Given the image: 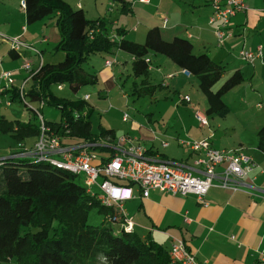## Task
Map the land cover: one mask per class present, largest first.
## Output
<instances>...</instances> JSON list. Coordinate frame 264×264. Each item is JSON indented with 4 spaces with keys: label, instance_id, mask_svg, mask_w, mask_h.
Segmentation results:
<instances>
[{
    "label": "trees",
    "instance_id": "16d2710c",
    "mask_svg": "<svg viewBox=\"0 0 264 264\" xmlns=\"http://www.w3.org/2000/svg\"><path fill=\"white\" fill-rule=\"evenodd\" d=\"M116 1L122 10L130 8L128 0ZM20 6L28 24L50 17L49 22L59 34L53 50L63 51L64 57L55 62L42 61L23 92L24 98L15 92L11 99L25 101L26 108L28 101L40 100L43 103L39 108H31L36 114L45 105L57 108L59 120L41 116L62 144L108 139L112 145L120 137L113 128L101 124L97 131L93 130L94 108L88 102L89 93L68 98L53 90H63L68 85L77 93L81 86L97 83L98 76L83 66L91 55L106 56L117 49L130 55L131 75L135 78L130 94L136 98L152 96L166 87L163 81L152 82L150 59L151 54L164 55L197 79L207 102V118L226 116L230 108L223 96L244 81L241 69L215 62L206 50L196 51L189 37H164L156 25L149 26L143 41L137 42L123 36L125 28L110 30L103 17L88 18L81 6L74 7L67 0H20ZM9 51L14 57L20 56L18 51ZM107 60L111 64L117 61L116 57H105L104 63ZM0 133L8 134L17 145L8 157L0 158V264H169V248L127 229L117 207L101 203L97 192L87 190L83 178L81 183L76 180L78 174L57 166L49 158L25 154L18 148L27 139L35 141L40 135L38 122L0 115ZM256 135V147L264 153V123ZM90 150H97L102 161L112 153L111 147L104 146ZM152 152L149 147L144 154ZM128 184L134 185L129 181ZM92 209L102 216L100 224L88 221Z\"/></svg>",
    "mask_w": 264,
    "mask_h": 264
},
{
    "label": "crops",
    "instance_id": "0c3cea01",
    "mask_svg": "<svg viewBox=\"0 0 264 264\" xmlns=\"http://www.w3.org/2000/svg\"><path fill=\"white\" fill-rule=\"evenodd\" d=\"M82 1L76 0L75 5L84 9ZM130 1L133 2L134 6L143 5V11L147 7L158 8L153 18L145 23L146 30L149 26L156 25L166 38H171L174 35L189 37L196 51L206 50L215 62L218 63L219 61L230 68L241 69L244 74L243 82L248 83L241 85L242 82L237 85L235 89L237 99L243 93L244 96L253 93V97L264 101V92L258 91L260 86L264 84V0H245L246 8L229 19L225 27L226 35L220 44L214 34V28L219 24V21L209 22L215 10L210 0ZM130 1L129 6L132 4ZM0 4H4V1L0 0ZM110 5L112 6L108 1V6ZM20 8L22 9L21 6ZM22 12L23 16L13 12H5L4 16H0V70L11 71L15 78V87L11 94L16 92V86L20 87L22 84H25V91L40 64L37 54L27 49H23L22 52L19 51V54L25 56V61L31 60L32 69L35 71L27 79L30 72L21 68L25 61L19 63L15 60L19 56L14 57V53L9 51L11 48V44L8 43L9 37L11 39L18 37L21 41L35 47L34 41L37 38L33 42L30 40L35 38L33 36L34 26L37 24L36 22V25L28 24L24 10ZM98 17L102 16L99 15ZM165 19L166 22H164ZM114 23L118 24L117 22ZM142 26L144 27V25ZM138 30L139 27L136 28L135 32ZM227 33L230 35L228 36ZM123 36L127 38L125 34ZM258 47L261 50L260 57L251 61L238 58L241 49L257 51ZM42 51L43 48H40L41 58L44 61ZM120 53L122 55H119ZM113 56H116L117 61L110 66H106L103 60L105 69L116 64L117 71L125 69L126 63L130 65V55L119 49L104 56V58L111 59ZM36 58L37 62H35ZM150 59L152 62L151 71L155 70L158 73L166 87L169 86L167 80L170 81V78L180 77L185 83L192 77L172 61L161 59V62L155 63L152 55H150ZM7 93L10 92L4 94L8 95ZM182 99L183 96L180 100ZM190 102L189 97V100H185L181 104ZM192 109L194 111L193 120H196L195 111L199 108L193 104ZM180 119L182 121V134L178 133L173 138L176 140V145L171 146L168 143L164 147L167 151H161L159 145L155 143L156 140H159L155 134V136L150 137V145H142L145 149L151 147L153 150L151 154L146 153V156L183 163L190 167L192 173L196 175L198 174L197 170H200L202 165H195L194 160L197 157H203V154H195L188 148L186 155L181 156L182 149L180 152L177 146L183 147L184 145L181 143L183 140H199L212 134L210 141L214 148L239 150L249 158V162L244 165H253L252 169L239 179L240 186L236 190L220 187L217 184V179H214L213 185L210 186L201 201L195 195H172L158 190H150L148 197L145 198L140 195L138 190H135L136 196L123 203L126 217L133 222L132 230L141 238L150 237L166 248H170L174 239H182L187 248L194 253L197 261L204 264L258 263L259 258L264 254V153L256 147L257 137L250 139L249 142H243L244 140L240 139L237 146L226 147L224 145L228 144L224 140L216 139V133L210 125L201 126L197 120L196 126L187 125L182 115ZM216 123L218 126L221 125L219 121ZM127 137L130 142L140 144L135 138ZM178 155L179 158H177ZM224 167L225 163L218 165L215 170L221 172Z\"/></svg>",
    "mask_w": 264,
    "mask_h": 264
},
{
    "label": "rangeland",
    "instance_id": "374dc122",
    "mask_svg": "<svg viewBox=\"0 0 264 264\" xmlns=\"http://www.w3.org/2000/svg\"><path fill=\"white\" fill-rule=\"evenodd\" d=\"M4 4H0V16L5 15V12H13L23 16V9L20 8V0H3ZM72 6L76 7V0H67ZM108 1L112 0H83L84 9L88 18L95 19L101 15L110 28H125L127 39L142 42L146 32V25L149 19L153 18L157 7H147L142 10L143 5L129 6L127 10H122L118 1H114L112 6H108ZM95 2V3H94ZM246 3V2H245ZM21 12V13H19ZM50 17L32 23L35 31L33 38L35 47L40 51L43 48V60L45 62H55L64 57V52L54 51L53 48L59 41L58 28L52 24ZM117 22L118 24H115ZM51 23V24H50ZM140 23V25H139ZM144 25V27L142 26ZM139 30L135 32L136 28ZM134 30V31H133ZM145 30V31H144ZM164 32V31H163ZM115 38H119L114 30L111 31ZM144 34V35H143ZM113 37V36H112ZM8 43L11 44V37ZM37 43V44H36ZM41 43V44H38ZM8 44V45H9ZM29 44V43H28ZM29 46H34L30 44ZM6 48V47H4ZM24 48H20L22 52ZM119 55H122L120 53ZM155 63L163 60L170 61L162 54H151ZM37 56V55H36ZM110 56V55H109ZM116 57V56H113ZM38 58V57H37ZM37 58L35 62H37ZM104 56L100 54L91 55L87 62L84 63V68L98 76V81L95 84H87L80 87L77 93H74L68 85L63 90L53 88L58 95L68 98H76L84 93H89L90 99L88 102L93 106L94 111L91 115L93 130L97 131V125L101 124L107 128H113L119 135H127L135 138L142 145H150V137L157 135L159 140L157 143L159 149L163 152L167 151L161 146L160 141H166L171 146L176 145L175 138L178 133H181L182 115L187 125L196 126V120H193L192 105L196 104L200 111L205 112L207 102L204 94L198 87L197 79L192 76L188 81L183 83L182 78H170L167 80L168 87L157 90L152 96H143L136 98L130 94V87L135 78L131 75L130 65L126 63L125 69L117 70L116 64L111 68L105 69L103 65ZM19 63L25 61V56H20L15 59ZM218 63H220L218 61ZM116 71V72H115ZM115 72V74H113ZM152 72V82H160L161 79L155 70ZM116 77V78H115ZM136 81H139L137 78ZM248 82H243L245 85ZM237 86L230 89L224 96L223 101L229 106L230 112L224 116H208L209 125L216 133V139L224 140L228 146H237L238 140L249 142L250 139H256L258 128L264 123V101L252 96L253 93H248L247 96L239 95L236 98L235 89ZM264 92V84L258 89ZM189 95L191 102L181 104L180 98L184 95ZM102 95V96H100ZM7 98L4 99V104L0 105V115L8 119H19L22 121L31 120L38 122V115H42L46 120H59V110L55 107L45 105L41 111L36 114L33 109L41 106V101L36 99L28 101L26 108L23 100H13L9 105L6 104ZM263 107L262 109L260 107ZM127 115L126 120L123 116ZM191 114V115H190ZM195 119V118H194ZM195 121V122H194ZM217 121L221 125H217ZM182 134V133H181ZM187 135V134H185ZM34 139H27L24 143L26 148L33 145ZM245 144V143H244ZM177 146L182 153L186 155L189 149L185 146ZM17 149L15 141L8 134L0 133V158L8 157L11 150ZM97 153L98 151L95 150ZM98 154V153H97ZM179 158V155L178 157ZM78 182H82V176L76 177ZM100 180V179H99ZM91 190L99 192L97 185L92 186ZM88 221L92 224H100L102 216L92 209L88 214Z\"/></svg>",
    "mask_w": 264,
    "mask_h": 264
},
{
    "label": "built area",
    "instance_id": "2783aa9c",
    "mask_svg": "<svg viewBox=\"0 0 264 264\" xmlns=\"http://www.w3.org/2000/svg\"><path fill=\"white\" fill-rule=\"evenodd\" d=\"M139 2H149L148 0H138ZM215 7L213 15L209 22L216 20L219 24L214 28V34L217 42L222 43L226 33L225 27L229 19L237 12L246 8L244 0H212ZM24 2L21 6L24 7ZM166 22V19L164 20ZM228 36L230 35L227 33ZM38 55L39 65L42 63L41 52L34 46L21 41L18 37L11 39V49L20 51V48ZM261 56L260 47L257 51L241 49L238 58L241 60L251 61ZM111 61H105L106 66L111 65ZM22 69L30 72L27 79L32 76L31 60H26ZM188 73L187 71H185ZM189 74V73H188ZM26 79V80H27ZM24 85L16 86L18 97L23 99ZM15 87V78L11 71L0 70V104L12 102L11 92ZM5 92L8 95H5ZM88 98V95H85ZM184 100H189V96L184 95ZM43 102H41L42 105ZM127 115L124 114L123 119L126 120ZM195 118L201 126H208V118L200 110L195 111ZM39 125L41 129L40 135L33 142L30 148L24 145L20 147L25 154L35 155L39 158H49L57 166L67 168L74 173L81 175L83 184L88 191L92 186L97 185L99 192L96 197L104 204H112L117 207L118 214L124 217L125 227L129 230L133 229V222L127 218L123 209V203L134 198L135 190H138L142 197H148L150 190H158L160 192L170 193L172 195H195L198 200H202L213 180L217 179V184L223 188H231L236 190L239 188V179L246 175L253 165H244L249 162V158L237 149H217L211 145L210 139L212 134L199 140H183L181 143L189 148L195 154H203V157H197L194 160L195 165H202L198 174H193L190 167L183 163L171 162L155 157L146 156L145 148L141 144L130 142L127 136L118 137L112 145L109 140H99L97 142H81L77 144H62L58 135L51 128L44 124L42 116L38 115ZM161 145L166 147L168 142L162 141ZM104 146L111 147L112 153L108 155L109 159H102L91 147ZM225 163V167L221 172H216V167ZM100 179V180H99ZM132 182L134 185L128 184ZM171 260L169 264H204L195 258L185 242L182 239H174L169 248ZM264 264V254L259 258L258 263Z\"/></svg>",
    "mask_w": 264,
    "mask_h": 264
}]
</instances>
